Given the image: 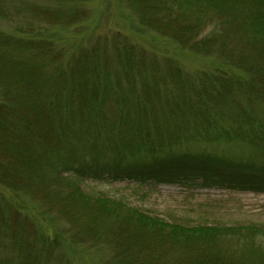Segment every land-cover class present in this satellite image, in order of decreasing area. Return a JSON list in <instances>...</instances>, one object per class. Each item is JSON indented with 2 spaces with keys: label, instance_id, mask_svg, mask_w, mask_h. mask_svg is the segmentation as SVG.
<instances>
[{
  "label": "trees",
  "instance_id": "16d2710c",
  "mask_svg": "<svg viewBox=\"0 0 264 264\" xmlns=\"http://www.w3.org/2000/svg\"><path fill=\"white\" fill-rule=\"evenodd\" d=\"M6 1L0 0V18L9 14ZM23 1L11 13L41 25L72 26L83 16L78 4L84 0H46L55 8ZM127 3L143 27L215 56L244 78L213 70L219 75L196 79L176 64L157 69L133 45L111 56L91 49L65 63L41 36L42 27L0 31V186L35 198L88 241L104 245L112 264H264L263 225L167 224L81 190L86 180H128L264 192V148L253 135L245 144L250 155L239 160L173 152L181 141L211 140L212 124L224 141L243 140L227 133L241 129L222 124L238 126L264 98V0ZM242 179L248 181L236 182ZM17 213L0 194V254L7 250L14 258L9 247L16 264H72L60 234L49 238L33 226L25 232Z\"/></svg>",
  "mask_w": 264,
  "mask_h": 264
},
{
  "label": "rangeland",
  "instance_id": "374dc122",
  "mask_svg": "<svg viewBox=\"0 0 264 264\" xmlns=\"http://www.w3.org/2000/svg\"><path fill=\"white\" fill-rule=\"evenodd\" d=\"M27 4L40 7L55 6L46 0H25ZM6 1V10L9 14L0 18V31L12 33L15 27L31 25V32H39L41 36L50 40L61 51L58 58L66 63L82 54H87L91 49L107 56L113 55L117 47L133 45L142 51L147 63H155L157 69H167L170 64H176L188 77L200 79L205 74L218 76L213 70H218L228 77L244 78V74L215 56H204L189 49L180 47L170 38L161 36L147 29L138 22L137 17L128 6L127 0H84L78 6L83 12L82 18L72 26H46L41 25L25 13L19 16L11 13L13 7L23 0ZM40 25V26H39ZM28 31V32H29ZM15 34V33H13ZM56 53V52H55ZM59 54V53H58ZM72 62V61H71ZM194 85H199L193 83ZM163 91V88H161ZM170 94L175 90L167 88ZM1 95V94H0ZM157 98V97H156ZM160 102L161 99H153ZM254 109L248 115L245 113L240 118L238 126L231 120L224 130L232 127L241 131L227 132L231 137L238 135L240 139L224 141V132H219L218 126L212 124L210 131L215 138L220 135V140H206L196 138L194 141H181V147L174 149L175 153L205 154L220 157L221 159L239 160L245 158L251 148L245 144L252 142L248 135H253L255 142L264 148V98L254 102ZM251 107V108H252ZM151 113V112H150ZM239 115H242L239 113ZM234 117L235 115L224 114ZM184 127H187L183 124ZM188 130L184 133L187 134ZM217 133V134H216ZM207 136V135H206ZM251 137V138H252ZM216 139V138H215ZM254 142V143H255ZM174 154V153H173ZM172 155V154H171ZM261 158V155H258ZM264 158V156H263ZM262 158V159H263ZM241 159V160H242ZM134 162V161H133ZM247 179L236 181L245 183ZM199 182V181H198ZM83 193L89 196H103L122 202V206L157 218L167 224H178L187 227L195 226H264V192L257 193L247 190L221 188L217 186L200 187L196 183L180 184L176 182L157 183L149 181L143 184L133 181L110 182L86 180L79 182ZM0 194L6 203L12 204L17 209L16 217L20 220L18 225L27 232L33 226L42 231L49 238L55 233L61 235L62 250L70 258L72 264H112L109 250L101 243H92L83 235L70 228L69 224L55 211L48 209L35 198L12 192L0 186ZM30 222L32 224H30ZM68 224V225H67ZM22 225V226H21ZM260 245L264 249V239ZM9 258L8 251L0 254V263L11 260L17 262V254ZM9 251V252H10ZM108 262V263H107Z\"/></svg>",
  "mask_w": 264,
  "mask_h": 264
}]
</instances>
